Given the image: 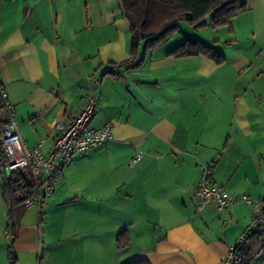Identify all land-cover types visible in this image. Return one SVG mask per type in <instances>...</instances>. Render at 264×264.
<instances>
[{"label":"crops","instance_id":"1","mask_svg":"<svg viewBox=\"0 0 264 264\" xmlns=\"http://www.w3.org/2000/svg\"><path fill=\"white\" fill-rule=\"evenodd\" d=\"M240 1L246 10L227 44L180 24L222 64L166 57L167 50L135 67L143 44L129 61V28L127 46L117 29L103 34L71 13L68 0H1L0 81L27 146L48 154L56 123L90 96L97 100L90 127L109 124L112 138L64 167L44 207L18 209L13 232L0 192V264L226 259L255 218L242 197L264 201V0ZM200 163L214 164L212 182L233 201L222 216L214 204L196 208ZM124 231L130 243L118 250ZM251 264H264V250Z\"/></svg>","mask_w":264,"mask_h":264},{"label":"built area","instance_id":"2","mask_svg":"<svg viewBox=\"0 0 264 264\" xmlns=\"http://www.w3.org/2000/svg\"><path fill=\"white\" fill-rule=\"evenodd\" d=\"M98 83L99 79L93 80V86H97ZM96 105V98L90 96L72 119L56 123L55 128L58 130L56 141L49 153L43 155L39 148L30 149L22 139L19 125L15 120L14 106L9 100L5 85L0 81V106L5 114V120L0 129V146L4 153L0 168L4 176L12 173L21 174L26 183L35 188L33 196L24 202V208L29 209L37 204L44 207L64 167L75 156L84 154L112 138L111 125L106 124L100 128L90 127ZM42 143L43 141H40V145ZM140 159L141 153L139 152L130 159L127 168H132ZM198 169L199 179L195 190L197 210L201 211L208 205L214 204L216 211L221 216L224 215L233 201L223 187L212 182L214 164L200 163ZM242 200L250 206L255 218L245 228L239 243L245 241L255 230L264 233V201L251 200L245 196ZM6 239L9 240L10 236L7 235ZM234 247L230 249L221 264H231L238 259L234 255ZM262 250H264V242L252 256L253 261L260 260Z\"/></svg>","mask_w":264,"mask_h":264},{"label":"trees","instance_id":"3","mask_svg":"<svg viewBox=\"0 0 264 264\" xmlns=\"http://www.w3.org/2000/svg\"><path fill=\"white\" fill-rule=\"evenodd\" d=\"M120 5L130 31L129 61L137 59V50L139 45L143 44L142 57L135 67L140 66L146 56L157 51L172 34L182 33L181 23L193 28H203L208 26L204 19L210 16L209 24L213 29L226 27L230 31L233 20L246 10V4L240 0H120ZM183 35L182 43L166 53V57H206L216 64L224 62L223 57L213 47ZM124 64L126 63L121 65ZM1 126L0 120V129ZM3 160L4 153L0 146V163ZM0 192L9 219L8 230L13 232L16 228L17 211L33 196L35 188L26 183L21 174L12 173L4 177ZM262 242L264 233L255 230L245 241L235 245L233 252L238 259L231 264H251L252 256ZM115 243L118 250L127 247L130 243L127 232L119 233ZM8 253L11 257L10 248ZM131 264L149 263L140 259Z\"/></svg>","mask_w":264,"mask_h":264},{"label":"rangeland","instance_id":"4","mask_svg":"<svg viewBox=\"0 0 264 264\" xmlns=\"http://www.w3.org/2000/svg\"><path fill=\"white\" fill-rule=\"evenodd\" d=\"M68 10L71 12L72 9L74 13H82L86 17L84 20L87 21L90 26H93L95 31L107 33L110 35L113 30L117 29L121 38V44L128 46L129 43V33H128V23L125 17L122 16V10L120 5V0H68ZM72 13V12H71ZM83 17V18H85ZM123 17V18H122ZM122 18V19H121ZM210 16H207L204 21L208 26L203 28H193L189 26L193 32H198L201 35L211 38V40L221 39L223 44L229 43L231 37L229 36V30L226 27L213 29L210 26ZM185 31V30H184ZM102 34V35H103ZM185 34V33H183ZM180 32L172 34V36L163 43L157 51L164 52L167 50H172L182 43L184 40V35ZM3 175L0 172V181Z\"/></svg>","mask_w":264,"mask_h":264}]
</instances>
